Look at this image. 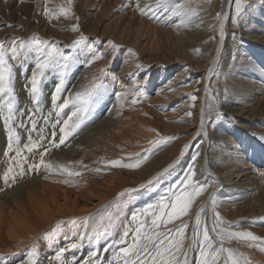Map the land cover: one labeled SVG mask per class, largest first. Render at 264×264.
Masks as SVG:
<instances>
[{"label": "bare ground", "instance_id": "6f19581e", "mask_svg": "<svg viewBox=\"0 0 264 264\" xmlns=\"http://www.w3.org/2000/svg\"><path fill=\"white\" fill-rule=\"evenodd\" d=\"M47 1L50 3V0ZM179 1L181 0H168L166 5L161 4L159 7H153L154 11L144 16L137 8V4H139V8H145L148 5H157L158 0H135V2L133 0L127 9H114V6L120 4V0H77L79 7L84 11L81 12L82 24L77 21V16L71 19L70 23L73 25L80 23V27H82L79 32L82 31L88 36H93L97 41L105 38L101 40L105 43L99 52L96 50L85 52L87 63L79 65L78 69L74 70V74L71 76L74 81L72 79L68 81L70 86L66 87V93L74 94L78 89L84 90L91 85L94 78L104 82L105 85L107 81L103 76L109 73L112 77L117 78L119 85L111 86L110 92H107L104 87L103 91L106 92H103L100 100L101 106L95 107L91 119L81 127L75 136L70 137L58 149H52L50 153L52 160L70 165L73 171L81 172L82 175L79 177L47 173L43 169L39 171L30 169L29 171L26 170L27 174L21 176L11 186L5 185L2 179L3 172L9 166L10 158L15 156V152L10 153L7 148L6 134L3 132L2 118H0V264H27V256L31 246L36 241L39 246L38 264H50V262L52 264L55 253L59 249L69 247V239L68 237H60L42 242L41 238L48 229L57 223L65 226L67 220L84 218L96 213L102 205L115 200L119 193L124 192L125 189H136L139 194L136 187L147 184L149 180L157 181L154 178L179 159V164L171 170V174H174V171H177L191 156H193V160L196 151L199 152V156L195 157L196 172H198L202 182L206 184L214 182L213 179L218 181L215 186L209 187L208 193L213 191L216 186L221 185L216 188L221 189L219 194L223 201L222 207L227 215L235 214L239 217L240 213L230 212L236 205H242L240 206L241 210L248 207L251 212H256L257 215L264 212V176L259 175L261 171H264V140L258 138L253 128L254 125H257L258 132L264 136V35L262 33L264 32V23H259L262 20L264 22V15L255 13L259 10L258 6L250 17L240 18L241 21L239 22L244 21L242 28L234 25L239 29L248 27L247 33L251 32L254 26L260 27L261 30L257 29L256 31H260V33L251 36L257 39L250 38L248 50L242 46L245 45L244 39L239 38L237 42L240 43L238 45L240 47L239 49L234 48L236 53H242L246 50L250 57L245 55L241 62L236 63L237 65L232 62L228 64L229 68L226 67L225 69L222 58L228 55L230 47L233 49L232 43L234 42L226 30V24L229 22L227 18L233 3L229 0L228 6L222 7L220 0H212L211 6H209L211 10L206 9L208 6L205 8L208 12L203 15L204 18L192 20L186 16L183 20L181 15L186 10V0L180 2L185 5L183 9L176 5V2L179 3ZM187 2L189 3V1ZM243 2L247 5L245 1ZM191 6L188 8L191 9ZM193 8H195L193 11L197 13L196 6ZM177 11L180 12L179 15L176 14ZM218 13H223L224 18L215 21V14ZM235 14L236 11L234 16ZM55 23L60 28L69 25L64 18L57 19ZM222 26L223 38L220 36ZM160 31L175 41L180 40V45L184 43L193 49L198 43L200 45L206 37L211 36L210 40L212 39L211 41L214 42L213 48L210 45L212 52L207 58L206 54L203 56L198 54V57L195 55L192 58V63L196 65L194 69H198L194 76L195 81H192L195 85V91L193 90L192 93L197 96V100L187 99L188 101L182 102L183 105L182 103L175 104V108L166 111L162 107L165 104L163 101L177 97L181 91H177L178 88L172 84L176 81L179 73L174 78H171V75L165 78L163 72L158 71V67L161 68L162 63H170V61L159 57L160 46L153 45L151 41L152 37ZM110 41L111 43H109ZM112 44H115L116 47L113 48ZM198 49L201 48L198 47ZM97 54H102L103 58L93 61V57ZM238 57L241 55L238 54ZM146 59L147 62H145ZM90 61L93 62L88 63ZM119 62L122 64L119 65ZM154 64L158 67L154 68ZM218 64L223 65L218 67ZM240 64L244 66L240 67ZM146 65L153 66L151 70H146V76H151L150 80H153V76H157L158 81L154 87L151 84L152 90L156 89V91H152L155 93V97L151 96L153 106L149 105L148 102L147 104L143 103V100H140V105L132 103L133 99L138 101L141 98L140 91L143 86H139L137 93L136 89L139 82L131 81L128 84L132 78L136 79L134 76L130 79V74L136 68L146 69ZM109 66L114 67V70L108 71ZM119 67L120 69L117 70ZM223 67L222 80L226 81L231 88L230 96H228L229 102L224 110H228L235 119H232L231 122L228 120L229 118H225L224 122L217 124L214 131L206 122L203 131H201L200 113L206 106V93L213 88L210 84L213 81L211 80L214 77L213 73L217 70L221 71ZM102 69L105 70L103 74ZM210 70L212 71L210 72ZM164 78L165 80L161 81ZM140 82L142 83V80ZM21 85L22 81L17 92L23 90ZM188 89L186 88V90ZM214 90L222 91L221 88ZM25 92L19 96H25ZM51 92L53 93L52 89L48 90L47 97ZM170 94H174V96ZM212 95H214V99H218V95L214 93ZM118 96H120L119 99ZM193 103L195 107L191 106ZM29 104L32 106L31 102L19 98L18 108L21 112H25L23 117L19 119H22L27 126L23 129L17 128L21 135V149L28 143V136L31 131L28 119L30 112L26 111L29 110V107L31 108ZM38 107H43L44 111L40 109L41 112H35L32 117L37 124L36 131H31L32 139H37L41 133L50 139L52 124L56 120V117H53L55 110L52 108L51 98L42 97ZM185 111L186 113L192 112L193 115L188 116ZM49 112L53 113L51 118L48 117ZM40 113L45 116L43 118L48 121L47 124L42 123L45 121L44 119L42 122L38 119ZM181 114L184 115L183 118L178 119ZM58 127L55 129L57 139L61 135ZM168 133H179V138L175 139L176 141L174 140L175 142L171 146L157 152L147 162L148 164L146 163L147 165H141V169L108 166L109 161L116 159H120L123 163L139 160L140 156L134 154L143 155L147 153L151 144L150 141L158 140L155 134L163 136V134L169 135ZM48 142L47 139L44 140V144L47 145ZM199 142H201L200 145H198ZM185 144H189L190 147L184 151L181 157L180 153ZM196 147L197 149H195ZM23 154L28 157L29 162L38 159V157L27 153L26 150ZM26 167L27 164L25 169ZM95 168H100L101 171H93L92 169ZM163 177L159 179V182ZM65 179L70 180L71 183H63ZM210 185H214V183ZM207 195L205 196L207 197ZM142 201L145 203L147 199ZM134 206L129 204L128 211H131ZM198 208L199 206L192 211L194 217L192 226L195 223ZM235 217L237 218V216ZM95 247L96 245H91V247L84 245L79 249H69V253L71 255L80 253L85 255L91 248L94 249ZM257 258L264 264L263 255L258 256L257 254L256 258L252 257L251 259L258 261Z\"/></svg>", "mask_w": 264, "mask_h": 264}, {"label": "snow or ice", "instance_id": "6c2138e0", "mask_svg": "<svg viewBox=\"0 0 264 264\" xmlns=\"http://www.w3.org/2000/svg\"><path fill=\"white\" fill-rule=\"evenodd\" d=\"M72 0H68V6L59 5L57 9H52L45 5L44 15L49 19H59L60 17L70 18L74 15L71 8ZM235 4V11L237 16L236 24L238 26L239 18L248 12H254L257 7H264V0H253L252 3L245 5L243 0H230ZM168 0H158L157 7L161 4H167ZM185 5L180 4L179 8L183 9ZM142 15L149 14L154 11L152 5L145 8H139ZM180 14L179 11L176 12ZM218 20L224 18L223 13H218ZM78 19V18H77ZM72 31H79V25L72 27ZM223 26L221 27L220 36L223 38ZM87 37L81 35L79 39L75 40L71 47L78 48L81 46L89 48L85 42ZM111 43V41L109 42ZM116 46L113 44V48ZM102 54H97L93 57L95 59H102ZM29 60H34L33 70L31 71L30 79L27 80L24 87L39 105L42 96V90L45 81L53 73H58L61 77L58 83L53 88L51 95L52 108L55 110L56 120L52 124L53 131L51 138L40 134L37 139L33 140L31 131H36L37 124L33 120L34 113L28 116L31 131L29 132L28 143L20 148L21 135L17 128H27L20 117L24 113L18 108V96L15 87L14 64L26 63ZM90 61L89 63L93 62ZM75 62V57L65 53V51L58 45V42L42 39L34 35L28 40L22 38H13L8 43L0 41V118H2L3 128L6 130V141L9 152H15V156L10 158V164L6 171L3 172V182L5 185L11 186L21 176L27 174L25 165L33 171L45 170L47 173H58L67 177H79L81 172L73 171L70 165L58 163L50 158L52 149H58L61 145L77 134L93 114V109L99 103L103 96V83L98 79H93L91 85L82 91L73 93H66L65 77L69 71L70 65ZM212 70H210L211 72ZM102 74L105 70H101ZM113 80L117 78L112 77ZM139 92V86L136 89ZM123 95V94H120ZM62 97H65L62 99ZM118 99L120 96L117 97ZM192 101L197 100V96L190 95ZM136 99L132 103H137ZM72 105L74 110L70 114H65V109ZM195 107V104L191 105ZM63 114V115H62ZM52 112L48 113L51 118ZM192 116V112L186 113ZM220 113H216L215 118L218 119ZM66 117V118H65ZM213 119L211 108L206 106L200 113V130L203 131L205 123ZM48 121H45L47 124ZM57 125L58 131L61 134L57 139ZM159 135V134H158ZM176 136L163 137L156 141H150L154 145L151 151H155L156 147L164 146L172 140L178 139ZM48 140V144H44V140ZM190 147L189 144L183 146L180 156L182 157L184 151ZM24 150L32 154L38 159L28 161V157L24 155ZM39 150V151H37ZM139 155L140 159L134 162L123 163L120 159L108 162V166L112 168H128L137 169L147 159V153L134 154ZM197 157L199 152L196 153ZM179 164V159L170 164L161 173L155 177L159 180L165 174L170 175L171 170ZM100 172V168L92 169ZM196 170L194 166H190L182 177H178L176 181L167 189V193L162 195L156 203H149L146 207L139 208L132 212L130 221L127 225H122L119 220L120 211L123 209L125 201L121 198L126 194H131L136 189H125L119 196L102 205L96 213L90 214L82 220L71 219L68 221L72 225L71 236L74 237V242L69 245L70 249H79L85 241L100 245L101 239L110 237V242L106 243L102 251L104 253L111 252L110 258H105L100 254V250H93L89 253L87 258L79 261V264H252V262L230 246V242L237 241L245 243L249 247H259L264 251V237L255 234L252 231L241 230L234 231L232 225L226 223L218 212H213V224L211 229L207 226L201 215L195 217V223L192 229V240L186 246L187 232L189 229V221H183L182 218L190 214V210L197 197L205 193L210 185L200 184L196 180ZM259 175L264 176V171ZM65 184L71 183L70 180L65 179ZM153 181L149 180L148 184ZM141 188L145 185H141ZM211 203L213 207L216 205V200L213 194ZM203 209H201V213ZM151 221V226L145 228L146 220ZM182 221L176 225L175 228H168L167 226L173 224L175 221ZM135 223V228L132 223ZM122 228L119 238H115L116 229ZM166 231H159L161 228ZM62 228L57 226L54 230H49L46 233L47 238H54L57 232H61ZM215 233V237L210 234ZM134 233L131 242H129V234ZM218 241V242H217ZM124 245L123 247H119ZM69 248L59 249L52 258L57 264H78V258L72 255L70 259L65 258V253ZM118 250H114L117 249ZM198 253V257L195 255ZM27 264H38L37 247L33 245L27 256ZM51 264V262H50Z\"/></svg>", "mask_w": 264, "mask_h": 264}, {"label": "rangeland", "instance_id": "374dc122", "mask_svg": "<svg viewBox=\"0 0 264 264\" xmlns=\"http://www.w3.org/2000/svg\"><path fill=\"white\" fill-rule=\"evenodd\" d=\"M132 1L133 0H120V4L117 5V6H114V9H127L129 7V4H131ZM181 1H183V0H181ZM181 1H179V3H177L178 2L177 1L176 2V5H180L182 3ZM187 1H189V3ZM195 1L194 2H193V0H186L185 1L186 2L185 3L186 10L183 12V14H182L183 16L181 15V17H183V20H185V17L186 16H187V18H190L192 20L195 19V18L202 19V18L205 17L203 15L204 14H207L206 12H208L206 9L211 10L209 8V6H211V3L210 2L212 0H195ZM243 1H245L246 4H250V3H252L253 0H243ZM134 2H135V0H134ZM227 2H229V0H220V3L222 4V7H225V5L227 7L228 6V3ZM51 3H52V5H49ZM46 4H47V6L49 8L57 9V7L59 5H64V6L67 7L68 6V0H50V3L47 0H0V41H4L5 43H8L13 38H22L24 40H28L31 37H33L34 35H36V36H39V37H41L42 39H45V40L58 42V45L65 51V53H67V54L72 55V56L75 57V62L70 65V68H69V71L67 73V76L64 78L65 79L66 87H68V86H70V84L68 83V81L70 79H72L71 76H73L72 74H74V70L75 69H78V66L79 65H84V64L87 63L86 62V58H85V54H86L85 52H87V51H94V50H96V51L99 52L102 49L103 45H104L103 43H105L104 41H101V40H103L105 38L101 39L100 41L99 40L97 41V39L95 37L88 36L86 33L84 34V32H82V31L79 32V31H72L71 30L74 25L70 23V20L73 19L75 16H77V18H78L77 21H79L80 23L82 22L81 21V19H82V13L81 12H84V11H82V9L79 7L80 5H79V3H77V0H72V2H71V8H72V12L74 13V15H71L70 18L60 17V18L66 19V23L69 24L67 26H64L63 28H60L59 26H57V24L55 23V21L57 19L49 20L43 14L44 13V8H45V5ZM187 4H189V5H187ZM191 4H192V6H191ZM233 4H232L231 9H230L229 17L227 18L229 20V22L226 24V30H227L228 34L231 36L230 38H232V40L234 42L233 43L231 42L233 44L232 45L233 46V49H231L232 47H230V50H228L229 51L228 52V55L223 56V58H222V60H223L222 63L224 64L225 69H226V67L229 68V65H228L229 63H232L233 62L234 65H237L236 63L237 62H241L242 61V57H244L245 55L248 56V57H250L249 55H247V51L246 50H245L246 53L244 51L242 53H236L237 51H235V49L236 48L239 49V47H240V46L238 47V45L240 43L238 44V42H237L239 40V38L244 39L243 41L245 42V45H242V46H244L245 49L248 50V48H249L248 47V44H249L248 42L251 39L254 40L256 38V37H251V36H254L256 33L257 34L260 33V31L259 32L256 31L257 29L258 30L259 29L261 30V28L260 27H257V26H254L253 27V29L255 30V33H253L254 32L253 29H252L253 31L251 30V32L247 33L248 32V27H244V29H239V28H242L243 27L242 25L244 24V21L238 23V27L239 28L237 26H234V25H237V24H235L236 23L235 21H237V16H236V14L234 16V13H235V10H234L235 4L234 5ZM188 6H191V9H189L190 7L188 8ZM195 6H196L197 13L193 11V10H195V8H193ZM153 7H157V5H155ZM191 10H192V12H191ZM202 10H204V11H202ZM254 12H248V11H246V13H249V14H245V15L241 16L240 18H243V17L244 18H248ZM189 13H190V15H189ZM255 13L256 14L264 15V7H259L258 12L256 11ZM215 17H217V14H215ZM215 17H214V19L216 21L217 18H215ZM147 18H148V16H147ZM240 18H239V21H241ZM192 20H191V22H192ZM154 21H155V19H154ZM80 23H79V30H81V27H82V26L80 27ZM259 23L261 24V23H264V22L262 20ZM216 25H217V23H216ZM232 26H233V28H232ZM235 32H237V33H235ZM245 32H246V34H245ZM262 33L264 35V32H262ZM235 34H237V35L235 36ZM75 35H78V36L77 37H74ZM81 35H83V36L86 35L85 37H87V41L85 43L87 45L91 46V50H89V48L84 47V46H81V47H78V48L71 47L72 44H73V42L75 40L79 39V37ZM233 36H235V38H233ZM210 38H212V37L211 36H209V38L206 37V39L202 43H200V45L198 43L197 46L194 47V49H193V47H187L184 43L182 45H180L179 44L180 43V40L179 41H177V40L175 41V39L171 38L170 36L164 35V33L161 32V31L156 36L152 37V39H151L152 44L153 45L160 46L159 47L160 48V54H158L159 57L160 58L162 57L163 60L170 61V63H165V64L162 63L161 64L162 65L161 68L158 67V65L154 64V68L158 67L159 68L158 71L159 72L162 71L163 72V75H165V78L167 76H170V75L172 76L171 78H174V76H176V74L179 73L178 74L179 76H177V79H176L177 82L174 81L172 84H174L175 85L174 87L178 88L177 91H181V93H179V95H177L178 94L177 93L176 94L177 97H173L169 101H167V100H164L163 101L166 104V105L164 104V106H162V107H164V110L165 111L167 109L169 110V109L175 108L176 105L181 104L183 101L184 102L188 101L187 99L190 100V95H193L194 94L192 92H193V90L195 91V88H194L195 85L192 83V81L193 82L195 81L194 76H195V73H196V71L198 69H194V68H196V65L192 63V58H194L195 55L197 56L198 54L201 55V56H203V54H206V58L210 55V53L212 52L213 43H214V42L211 41L212 39L210 40ZM206 41L208 42L207 44L205 43ZM210 45H211L212 48L210 47ZM112 46H113V44H112ZM198 47L201 48V49H198ZM181 50H182V52H181ZM231 53H234V54H231ZM238 54H240L241 57H238ZM145 62H147V59H146ZM121 64H122V62H119V65H121ZM33 65H34V60H29L28 62L23 63V64H20V63L14 64V74H15V87H16V91L19 88V85H20V82L21 81H22V85L21 86H22V89H23L22 91L17 92V96H18V106H19V98H23L26 102H31L32 106L29 104L31 106V108L30 107L28 108L30 111L29 110H26L27 112H30L29 115L31 113H35V112L39 113V112H41V110H43V107L40 108L41 106L38 107L39 105H36L35 100L30 96V94L28 93V91L24 87V85L27 82V80L30 79L31 71L33 70ZM222 65L221 64H218V67L219 66H222ZM189 66H191V67H189ZM243 66H244L243 64H240V67H243ZM152 67L153 66H147L146 65V69H144V70H140L139 68H136L130 74V77H129L130 79L133 76L136 77V79H133L132 78L131 80L128 81V84H130L131 81H133L134 83L139 82L138 83V86H140V85L143 86L142 90L140 91L141 92V98H139L138 99L139 102H137L138 105H140V100H143V103H145V104H147V102H148V104L150 103L149 105H151V106L154 105L153 102L151 101V98L152 97H155V93H153V92L156 91V89L154 88V91H153L152 88H151V84H152L153 87L157 85V82H158L157 79H156L157 76L156 77L153 76V78H152L153 80H150L151 76H149V75L146 76V74H145L146 73V70H151ZM111 69L114 70V67L109 66L107 68L108 71L111 70ZM119 69H120V67L117 70H119ZM186 69H187V71H186ZM219 70H220V68H219ZM222 72H224V67H223V69H221V71H218L217 70L216 72L213 73V76L214 77L211 79L213 81L210 83V84H212V87L213 88H211V89H209V91H207V93H206L207 96L205 98V105L206 106H209L211 108V114L213 116V119L208 120L206 122H207V125H209L211 128H213L212 129L213 131L216 129L217 124H220V123L224 122L225 118L226 119L229 118L228 120H230L231 122H232V119L233 120L235 119V117H233L228 112V110H224L225 109L224 107H226L227 103L229 102V99H228L229 97L228 96H230L229 93L231 91V88L226 83V81L222 80L223 79L222 76L224 75ZM109 74H106V76H103V78L107 81V83H109V84L105 83V85L103 84V86L106 88V91L107 92H110L111 91V86H117V85H119L118 84V80L117 79L116 80H113L111 78L112 76L109 75ZM165 78L163 80H161V81H164ZM59 79H61V77H60V75L58 73H53L51 76H49L48 80L45 81V84H44V87H43V90H42V96H41V98L42 97H46V98L50 97L51 98L52 92L47 97L48 90L50 91L52 89V91H53V88H51V87H53L54 85H56L58 83ZM140 80H142V83L140 82ZM72 81H74V79H72ZM191 87H192V89H191ZM46 88H47V90H46ZM105 88H103V90ZM186 88L187 89L189 88L190 90L189 89L186 90ZM217 88H221L222 91L221 90H220L221 92L215 91L214 89L217 90ZM79 90L80 89H78V91ZM106 91H103V92H106ZM22 92L23 93L24 92L26 93L25 96H19ZM213 93L215 95H218V99H214V95H212ZM170 95L174 96V94H170ZM63 98H65V97H62V99ZM218 101H219L220 104L218 103ZM182 105H183V103H182ZM100 106L101 105H100V101H99V103L95 107H100ZM218 106H219V108H218ZM32 107H33V109H32ZM71 107H72V110H74L73 106L70 105L69 108L65 109V114H70V111H72L71 110ZM93 112H95V110ZM183 112L184 111H183V108H182V114H183ZM217 112L220 113V116H219L218 119H215V115H216ZM185 113H186V111H185ZM40 114L38 115V117H39L38 119L41 120V122L43 121V119L46 121V119L43 118L45 116H43L42 113H40ZM182 114L178 116V119L183 118L184 115H182ZM41 116H42V118H41ZM180 116H182V117H180ZM53 117H56V114H54ZM45 121H43L42 123H44ZM2 125H3V122H2ZM57 126L60 127L62 125H57ZM83 126L84 125H82L81 127H83ZM257 127H258L257 125H254L253 126L255 134L258 136V138L264 140L263 134L260 133V132H258V130H257L258 128ZM51 131H53V129H51ZM3 132L6 134V130L5 129H4ZM41 132H43V131H41ZM168 134L169 135L163 134V137H169V136H176V137H178L179 136L178 135L179 133L178 134H176V133H168ZM155 137L158 138V139H160L159 137H161V135L160 134L159 135L158 134H155ZM175 141L172 140V141H170L169 143H167L164 146H158V147H156V150L155 151H151V149H153L154 145L153 144H150L149 147H148L147 159L142 164V166L145 165L150 159H152L153 156L157 152L162 151L163 148H165V147L171 146ZM200 143L201 142H199L198 145H200ZM195 149H197V147ZM149 150H150V152H149ZM196 153H197V151H196ZM196 153L194 155L193 160H192V157L193 156H191L190 159L187 162H185L177 171H174L175 172L174 174H170L171 176H169L168 174L167 175L165 174L164 177L162 178V180L160 182H159V180H157L155 182H154V180H152L155 184L154 183H152V184H148L147 183V184H145L146 187H143V188H141L140 186L136 187V188H138L139 194L136 191V192L132 193L131 195L128 194V195H125L123 198H121L122 200L125 201L124 206H123V209L120 211V214L121 215H119V220H120L121 224L122 225H127L129 223L130 216H131V214H132L133 211H135V210H137L139 208H142V207H146L149 203H156L160 199V197L162 195H164V194L167 193L168 187L170 185H172L176 181V179L178 177H182L183 173L186 172L187 169L190 166H194L195 167V159L197 158ZM192 162H194V163L192 164ZM139 168L141 169V167H139ZM26 170L29 171L30 169L28 167H26ZM195 170H196V168H195ZM196 173H197V175H196V178L197 179L196 180L200 179V180H198V182L201 183L202 182V179L198 175V172H196ZM213 180H214V182H211V183H214V185H210L211 183L210 184H207V185L215 186L218 181H216L215 179H213ZM202 183H204V182H202ZM204 184H206V183H204ZM220 186L221 185H218L216 187H220ZM216 187L213 189V191H209V193H208V190L210 188H208V190L205 193H203L201 196H199L198 198H196V200H195L196 202H194V204L192 206V209L190 210V214L188 216H185V217L182 218L183 221H189L190 222L189 223V229H188V232H187L186 246L192 240V235H191L192 234V229H193V226H192V223L193 222L192 221H194V217L192 216V211L196 207H198V206H199V208H198L197 213H196L195 216L201 215L202 220L205 221V223L207 224V226L209 227V229H211V227H212L213 219H214L213 212L215 211V212H218L219 213L220 217L226 223H229V224H232V225H238L237 227H233L232 230H234V231L248 230V231L254 232L255 234H257V235H259L261 237H264V212H261L260 213L261 215L260 214L257 215L256 212H251L248 207L245 208V209H243V210H241L240 209V206H242V205H240V206L239 205H236L235 208H233V209L230 210V212L231 211L232 212L235 211V213H238V214L240 213L239 214V217H238V215H235V214L227 215L226 211L222 207L223 201H222L221 195L219 194L220 191H221V189L216 188ZM209 194H213L214 197H215V200H216L215 207H213V205L211 203L212 196H210ZM205 195H207V197ZM144 199H147V201L145 203H144V201H142ZM244 200H246V199H244ZM129 204H131L133 206L135 205L134 208L131 211H128V205ZM201 209H203V212L202 213H201ZM235 216H237V218ZM74 219H77L79 221V220H82L83 218L81 217V218H74ZM68 221L69 220H67L65 226L57 223L52 228L48 229L43 234V236L41 238L42 239L41 241L42 242H46V241L50 240L51 238H47L45 234L48 233L49 230H54L55 227L59 226V227L62 228V231L61 232H57V235L54 238L68 237V239H69L68 246H69L72 242H74V239L75 238L71 236L72 225L70 223H68ZM181 222L182 221H179V220L178 221H175L173 224H170L167 227L168 228H175L176 225L180 224ZM135 226L136 225L133 222L132 223V227L135 228ZM150 226H151L150 219L149 220H146L145 228H148ZM121 231H122V228L121 227H118L116 229V233H115V238L116 239L119 238V235H120ZM159 231H166V229L162 227L161 229H159ZM210 234L215 237V233L210 232ZM133 235H134V233H130L129 234V242H131V239H132V236ZM110 240H111L110 237H105V238L101 239V242H100V245L99 246H97L95 243H89L88 241H85L83 243L82 247L84 245L86 247H88V246L91 247V245H96V247L94 249L91 248L86 253L87 255L86 254L83 255V253H80L78 255L75 254V256L78 258V264H79V261L80 260H82L84 258H87V256L89 255V253L92 252L93 250H100V254L101 255H103L105 258H110L111 252L113 250H110L108 253H104L102 251V249L105 246V244L107 242H110ZM33 245H35L37 247V251H38V247L39 246L37 244V241ZM123 246L124 245H121L119 247H123ZM228 246H230V247H232L234 249H237L239 252L243 253L244 256L247 257L249 260L252 257H255L256 258L257 254H258V256H262V255L264 256V251H261V249L259 247H249L245 243H240V242H237V241H232V242H230V244ZM67 248H69V247H67ZM114 250H118V248L117 249H114ZM254 254H256V255H254ZM195 255L198 257V253H196ZM71 256L72 255H71V253H69V250H68L65 253V258L66 259H70ZM250 261L252 262V264H262V262L260 261V259H258V261H255L254 259H251ZM52 264H57V262H55L53 260L52 261Z\"/></svg>", "mask_w": 264, "mask_h": 264}]
</instances>
